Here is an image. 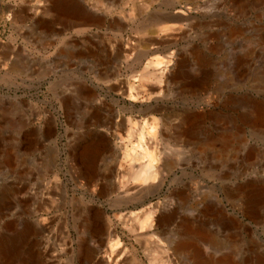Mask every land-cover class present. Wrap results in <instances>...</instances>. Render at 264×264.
<instances>
[{"label":"rangeland","instance_id":"1","mask_svg":"<svg viewBox=\"0 0 264 264\" xmlns=\"http://www.w3.org/2000/svg\"><path fill=\"white\" fill-rule=\"evenodd\" d=\"M66 3L0 0V264H264V0Z\"/></svg>","mask_w":264,"mask_h":264},{"label":"bare ground","instance_id":"2","mask_svg":"<svg viewBox=\"0 0 264 264\" xmlns=\"http://www.w3.org/2000/svg\"><path fill=\"white\" fill-rule=\"evenodd\" d=\"M57 1H59V0H52V1L50 0V3L53 4V8L54 7L57 8L56 10H60L62 13L67 12V14H68V12H71L69 16H70V18L73 19L74 22L83 19V20H87V21H90V22L92 21V22H95V23H100L101 20H102V18L100 16H95V15H92L91 13H83L84 12V9H80L79 10L78 8H75L74 6L73 7H69L67 5V3H66L68 0H60V5H58V3H56ZM68 7L70 8L69 10H68ZM47 10H48V7H46V8L44 7L42 9V11H41V16H43L47 12ZM44 20L45 19L44 18L42 19L41 17H39L37 19L38 24H39L40 27H44L46 25ZM162 63H163V61H162V59L160 57H155L154 59L149 60L146 63V67H158ZM130 96H132V94H130ZM145 134L148 136L149 139H151V140L154 141V138H155V135H156V126H155V124H150L149 125V130L147 132L141 131L139 133V137L136 139V142L135 143H132L130 141L131 142V145L129 147H127L126 145L123 146L124 147V150H125L123 152L124 153L123 155H124L125 158H127L128 162L130 163V166H129L128 169L131 172L132 180H133V182H137L139 184H142V183H145V182H147L149 180L155 179V177H156L155 174L157 173L156 172L157 171V167L155 165V162L157 160V153H156L155 148H150V146L147 145L144 142V135ZM153 141H152V143H153ZM147 142H148V140H147ZM149 142L151 143V141H149ZM83 152H84V158H83V160H84V165H85L83 168H84L85 173L87 175L88 174V171L90 169L91 159L88 156L89 150L87 148L84 149ZM143 158L145 159V161L142 163V165L140 164V167L139 168L138 167L137 168H132V165H131L132 163H134L135 161H137L139 159H143ZM127 188L129 190V187H127ZM167 217L168 216H159V217H157L156 220H155L156 225L159 226L160 223H161V221L163 219H167ZM148 219H149V215L147 214L140 221V227L141 228H143V224H145V223L148 222ZM149 226H151V224H149ZM182 226L185 228V230L188 229V230L191 231V228H190V226L188 224V220H184V221L182 220ZM130 228H131L132 231L135 230V228L133 226L130 227ZM95 233H96V231H95ZM205 235L206 234H203V233L201 234L200 233V237H201L202 240L204 239L203 237H205ZM109 238H110V243H109V250H110V252H109V255L106 258L101 255L98 260L101 263H104V264H111V263L116 264V260L117 259L115 260V259H113V257L110 258V256H111V253L116 249V246L119 243V240L117 238H115V239H113L112 237H109ZM83 247H85V245H83ZM172 251H173V253L187 251L191 255L193 254V255H196V256H200L199 255L200 249L198 248L197 245H195L191 241H189L188 238H182V239L176 241L174 243V245L172 246ZM198 261H199V264L208 263V260L207 259H201L200 258ZM220 264H231V263L228 262L227 258H223L222 259V262Z\"/></svg>","mask_w":264,"mask_h":264}]
</instances>
